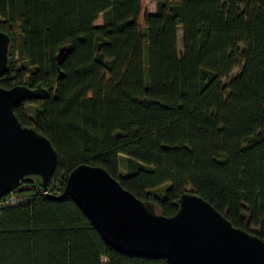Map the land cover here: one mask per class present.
<instances>
[{"label": "trees", "instance_id": "trees-1", "mask_svg": "<svg viewBox=\"0 0 264 264\" xmlns=\"http://www.w3.org/2000/svg\"><path fill=\"white\" fill-rule=\"evenodd\" d=\"M0 31V86L48 91L15 113L57 150L49 193L101 166L163 215L190 192L264 239V0H0ZM0 264L170 263L114 250L31 176L0 200Z\"/></svg>", "mask_w": 264, "mask_h": 264}, {"label": "water", "instance_id": "water-1", "mask_svg": "<svg viewBox=\"0 0 264 264\" xmlns=\"http://www.w3.org/2000/svg\"><path fill=\"white\" fill-rule=\"evenodd\" d=\"M10 37L0 31V76L8 71ZM69 48L60 49L61 65ZM65 73L59 67V78ZM48 97L41 86H0V200L31 176L41 178L49 199L71 198L114 250L140 257L164 258L170 264H264V239L235 227L200 195L187 192L175 214L125 189L105 168L81 164L69 174L60 195L49 193L58 161L52 141L24 126L15 108Z\"/></svg>", "mask_w": 264, "mask_h": 264}, {"label": "rangeland", "instance_id": "rangeland-1", "mask_svg": "<svg viewBox=\"0 0 264 264\" xmlns=\"http://www.w3.org/2000/svg\"><path fill=\"white\" fill-rule=\"evenodd\" d=\"M147 6L150 12H155L156 10V6L155 3L153 1H148L147 2ZM102 23V19H100L97 24H101ZM179 52H182V31L181 29L179 30ZM239 73V68H236L232 75L235 76ZM36 107L37 105L34 103H28L25 106L26 112L31 115L34 116L35 115V111H36ZM126 164H127V159L125 156H121V173L125 174L126 173Z\"/></svg>", "mask_w": 264, "mask_h": 264}]
</instances>
